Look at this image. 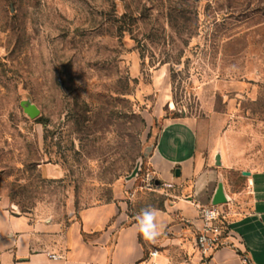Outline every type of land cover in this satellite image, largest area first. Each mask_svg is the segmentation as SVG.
Here are the masks:
<instances>
[{"label": "rangeland", "instance_id": "1", "mask_svg": "<svg viewBox=\"0 0 264 264\" xmlns=\"http://www.w3.org/2000/svg\"><path fill=\"white\" fill-rule=\"evenodd\" d=\"M187 119L232 191L264 171V0H0L1 207H156L157 135Z\"/></svg>", "mask_w": 264, "mask_h": 264}, {"label": "crops", "instance_id": "2", "mask_svg": "<svg viewBox=\"0 0 264 264\" xmlns=\"http://www.w3.org/2000/svg\"><path fill=\"white\" fill-rule=\"evenodd\" d=\"M204 149L195 120L162 126L149 159L150 174L166 193L156 207L120 191L111 201L62 214L43 205L27 212L0 206V264H243V254L264 264V171L240 170L242 185L232 191L227 171L234 167L222 141ZM45 171L52 177V168ZM219 185L235 246L203 259L195 246L201 226L197 206L209 205ZM154 250L158 255L146 263Z\"/></svg>", "mask_w": 264, "mask_h": 264}, {"label": "built area", "instance_id": "3", "mask_svg": "<svg viewBox=\"0 0 264 264\" xmlns=\"http://www.w3.org/2000/svg\"><path fill=\"white\" fill-rule=\"evenodd\" d=\"M152 180L151 174L148 180ZM199 209L201 226L195 239V246L203 259H208L222 248H233L236 237L234 236L227 221L222 205H214L212 202L207 206H197ZM158 255L157 250L150 253L146 263L151 262ZM243 264H253L247 255H241ZM53 259H58L56 256Z\"/></svg>", "mask_w": 264, "mask_h": 264}, {"label": "water", "instance_id": "4", "mask_svg": "<svg viewBox=\"0 0 264 264\" xmlns=\"http://www.w3.org/2000/svg\"><path fill=\"white\" fill-rule=\"evenodd\" d=\"M21 106L25 112V114H27V116L33 120L37 119L39 116H40V110L39 108L34 105L33 103H31L30 101H24L21 103ZM216 165L217 166H221V161H220V155H217L216 156ZM181 173H180V170H176V176L177 177H180ZM243 175L244 176H250V173L249 172H243ZM212 203L214 205H223V204H226L227 203V198L224 194V191H223V186L222 185H219L218 189H217V192L213 198V201Z\"/></svg>", "mask_w": 264, "mask_h": 264}, {"label": "clouds", "instance_id": "5", "mask_svg": "<svg viewBox=\"0 0 264 264\" xmlns=\"http://www.w3.org/2000/svg\"><path fill=\"white\" fill-rule=\"evenodd\" d=\"M151 219H152V217H151L150 214H149V215H146V216L144 217V220H145L146 223H147V222H150ZM142 230H143V229H142ZM148 238H150V237H148Z\"/></svg>", "mask_w": 264, "mask_h": 264}]
</instances>
